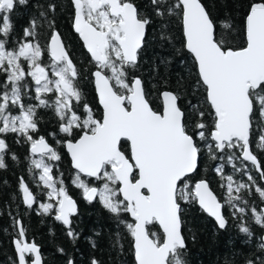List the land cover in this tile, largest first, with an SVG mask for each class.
<instances>
[{
	"label": "snow or ice",
	"instance_id": "1",
	"mask_svg": "<svg viewBox=\"0 0 264 264\" xmlns=\"http://www.w3.org/2000/svg\"><path fill=\"white\" fill-rule=\"evenodd\" d=\"M17 2L26 4L27 0H0V13H5L0 33L5 37L12 29L7 13L13 11ZM151 3L157 16L178 14L182 18L185 47L193 54L198 83L213 110L211 126L204 122L203 111L196 113L199 119L190 125L191 113L182 110L180 96L171 91L161 93L162 110H154L143 81L130 76L140 61L152 23L134 0H72L74 29L95 62L92 75L103 108L101 117L96 118L87 103L82 105L84 115L78 114L84 99L78 86L80 72L59 32L51 35L47 49L31 39L37 27L32 21L24 30L26 39L16 47L9 49L7 40L0 39V73L6 76L0 84V134L17 133L30 142L33 154L40 153L41 158L32 163L42 169L39 180L50 189L48 197L55 202L40 203L39 207L44 213L55 210V219L68 226V235L75 240L78 234L72 228V216L77 212L76 201L63 186V180L57 181L51 175L52 166L44 160L45 156L53 161L61 157L43 136L34 138L39 130L36 109L53 108L62 121L60 132L73 137L66 140L77 170L73 183L83 190L89 202L99 197L117 217L126 213L134 218L125 226L133 238L136 264H186V243L181 231L183 203H198L221 229L228 224L224 204L207 180L192 181L202 155L201 143L211 159L223 160L227 156L234 168L236 160L250 162L260 180H264V164L250 143L255 113L264 117V0H250L244 23L245 45L238 47L225 36L231 23L222 21L218 26L203 0ZM55 9V4L49 5L50 11ZM45 51L51 56L47 66L42 63ZM27 77L35 82L38 105L24 103L29 87ZM47 93H53L55 99L50 102ZM14 107L20 110L19 114H12ZM76 130L80 132L78 138L74 137ZM122 141L129 146L127 152L122 150ZM257 148L264 150V127L260 128ZM7 149L6 140L0 136V168L6 167ZM223 168L221 164L215 171L226 181V203L236 209L233 215L242 218L249 208L236 203L243 199L241 191L254 189L264 201V187L250 172L246 174L251 183L238 182L232 175L224 176ZM244 169L247 164L237 170ZM82 177L95 178L102 186L90 185ZM21 188L24 203L32 207L36 197L23 181ZM250 211L255 223L264 227V210L253 206ZM16 224V264H44L40 247L25 238L21 221ZM156 224L162 227V236L150 230ZM240 230L249 237L253 235L246 222L242 221ZM260 240L258 247L264 251V237ZM68 264L74 262L69 260ZM92 264L102 262L93 259ZM248 264H264V259L249 260Z\"/></svg>",
	"mask_w": 264,
	"mask_h": 264
},
{
	"label": "trees",
	"instance_id": "2",
	"mask_svg": "<svg viewBox=\"0 0 264 264\" xmlns=\"http://www.w3.org/2000/svg\"><path fill=\"white\" fill-rule=\"evenodd\" d=\"M137 7L145 13L152 23L146 34V44L141 58L130 76L142 79L145 93L154 110H162L161 93L172 91L180 96V106L189 116V124L198 120L196 113H205L203 120L212 125V109L206 102L204 88L198 83V67L193 55L185 47L182 18L178 14L160 17L154 14L151 0H134ZM214 21L231 23V30L225 33L234 47L245 45L244 23L250 0H203ZM55 4V11L49 5ZM74 8L72 0H27V3L15 7L10 13L13 28L30 26L36 22L37 28L44 33L59 31L66 43L76 44L75 49L81 59L74 62L80 72L78 84L86 100L97 105L93 71L95 62L85 51L82 42L73 33ZM50 26V22H53ZM12 32V31H11ZM4 82L0 81V84ZM259 125V126H256ZM264 127V117L255 113L254 131L250 140L254 154L264 164V150L257 148L260 128ZM128 144L122 142V150L127 152ZM198 170L192 175V181L205 179L212 190L224 204V215L228 221L224 229L206 214L198 203L182 204V233L186 249L183 259L186 264H248L249 260L264 259V251L258 245L264 235V227L257 225L251 214V207L258 210L264 207V201L254 191L242 190L241 201L237 205L248 207L249 212L242 218L233 215L236 209L226 203L228 193L226 181L215 169L223 164V175H232L235 181L248 182L246 173L250 172L256 181L264 187L259 172L246 161L236 160L235 168L229 163L227 156L223 160H213L203 150ZM15 157V158H13ZM4 162L6 167L0 168V264H16L18 261L14 241L18 238V225L21 221L26 230V239L34 241L41 249L44 264H92V260L102 264H136L133 238L126 228V222H132L130 214L122 213L119 217L106 209L97 199L94 202L80 200L78 213L72 218V228L78 234L73 240L68 235V227L55 219V210L43 211L28 208L22 200L21 182L27 176L34 175V167L30 165L27 147L20 143L8 146ZM247 164V169H242ZM68 166V164H64ZM67 170V169H66ZM248 203L245 204L244 202ZM246 222L253 235L249 237L240 230L241 223ZM150 230L162 236L158 225ZM62 249L63 251H60Z\"/></svg>",
	"mask_w": 264,
	"mask_h": 264
},
{
	"label": "flooded vegetation",
	"instance_id": "3",
	"mask_svg": "<svg viewBox=\"0 0 264 264\" xmlns=\"http://www.w3.org/2000/svg\"><path fill=\"white\" fill-rule=\"evenodd\" d=\"M23 5L24 4H19L17 2L15 7H20ZM4 14L5 13H0V27H2V23H3L2 16ZM7 15L9 16V20H10V13H7ZM26 28H29V26L17 27V28L12 27V29H11L12 32L10 31V33L7 37H5L2 33H0V39H6L7 40L6 46L9 49H12V48L17 46L18 42H22L26 39L24 36V30ZM72 29H73V27H72ZM34 31L36 34L31 39L34 41H38L43 49H47L48 45L50 44L51 35L57 30H53L51 32L49 31V32L44 33L43 29L36 27L34 29ZM73 33H74V31H73ZM60 35H61L63 42L65 44V47L68 50L69 55L73 59V61H75L76 59L80 60L81 54H78L79 52L75 49L76 44L66 43L64 41V38H63L61 33H60ZM77 37H78V35H77ZM78 39H79V37H78ZM42 63L46 66L50 65L51 56H50L49 52H47V51L44 52V54L42 56ZM24 65H25V71L27 72L29 70L27 67V62H24ZM49 75L51 76V72H49ZM0 81L1 82L6 81V76L2 73H0ZM26 82L29 85V87L25 90L27 92V95L24 96V103L25 104H31V105H38L39 101L35 98V82H34V80H32L31 77H27ZM78 86H79V84H78ZM79 88H80L81 92L83 93L84 99L81 101V107H79L77 109L78 114L84 115L82 105L84 103H87L92 108L96 118H100L103 110H102L101 106L99 105L98 99H97L98 104L92 105V103L89 100L88 101L86 100V96L84 95V92L82 91L80 86H79ZM45 95L47 96V98L49 99L50 102L55 99V95L53 93H47ZM19 111L20 110L18 108L14 107L12 109V114L17 115V114H19ZM36 115H37V118L39 120V124H38L39 130H38V133L34 134V138H39V136H43L45 138L46 142L49 144V146H51L55 150H57V152L59 153V155L61 157L60 160L53 161V160H50L47 156H45L44 157L45 163L52 166L51 175L57 181H59L61 179L63 180V186L68 191V194L76 201V203L78 205V209H79V204H80L79 201L80 200L87 201V202H89V201L84 197L83 190L81 188H79L76 184L73 183V180L75 178L77 171L73 169L71 158L69 156V153L66 150V140L72 139L73 137H68L65 133L60 132L59 129H60V125H61L62 121L56 115L53 108H51V107H38L36 109ZM79 134H80L79 130H76L74 132V137L78 138ZM0 136H2L6 140L8 146L16 145V144H20V143L24 144L28 150V158L30 161V165H33V163H32L33 159L38 160L41 158V155H33L32 151H31V144H30V142H28L26 140L25 137H23L17 133L0 134ZM65 163L68 164V166L64 165ZM33 167L35 168L34 165H33ZM34 171H35L34 175H31L29 177L27 176V178L24 179L23 183L28 185L29 190L36 197V203H34L32 205V207L27 206L23 200V191H22V200H23V203L26 207L34 208L35 210L42 211L39 207L40 203H48V202L54 203L55 199L50 201V199L48 197V192L50 191V189H48L44 185V183L39 180V176L42 173V169L35 168ZM82 178L86 179L90 185H94L97 187L102 186V182L95 180V178H87V177H82ZM57 186L59 187L60 185L57 184ZM97 199H99V197ZM66 227H68V226H66Z\"/></svg>",
	"mask_w": 264,
	"mask_h": 264
},
{
	"label": "water",
	"instance_id": "4",
	"mask_svg": "<svg viewBox=\"0 0 264 264\" xmlns=\"http://www.w3.org/2000/svg\"><path fill=\"white\" fill-rule=\"evenodd\" d=\"M72 27H73V31H74V33L75 34H77L78 35V37H79V39H80V41L82 42V44H83V46H84V48H85V50H86V52L89 54V56L91 57V55H90V53L88 52V50H87V48H86V46H85V44H84V42H83V40H82V38L79 36V34L75 31V29H74V23H73V25H72ZM55 32H58V31H55ZM60 37H61V35H60ZM61 39H62V37H61ZM62 41H63V39H62ZM64 43V42H63ZM65 45V44H64ZM189 51V50H188ZM190 52V51H189ZM192 54V53H191ZM193 55V54H192ZM93 60V59H92ZM95 71V70H94ZM94 71H93V73H94ZM140 78V77H139ZM94 79V78H93ZM141 79V78H140ZM142 80V79H141ZM94 86H95V84H94ZM143 87H144V85H143ZM145 90V89H144ZM95 91H96V89H95ZM164 92V91H163ZM172 92V91H171ZM174 93V92H173ZM96 95H97V98H98V102H99V97H98V93H97V91H96ZM161 99H162V96H161ZM162 103H163V101H162ZM99 105L101 106V108H102V105L99 103ZM102 110H103V108H102ZM123 142V141H122ZM66 150H67V147H66ZM67 152H68V150H67ZM69 153V152H68ZM33 155H40V153H36V154H33ZM69 156H70V158H71V155H70V153H69ZM71 161H72V159H71ZM247 162V161H246ZM248 163H250V162H248ZM72 167H73V169L74 170H76L75 168H74V166H73V163H72ZM77 171V170H76ZM195 174V173H194ZM193 175V174H192ZM199 181V180H198ZM208 182V181H207ZM209 183V182H208ZM209 187H210V189L212 190V188H211V186H210V184H209ZM213 191V190H212ZM213 193L215 194V192L213 191ZM216 195V194H215ZM217 196V195H216ZM218 197V196H217ZM98 198V197H97ZM96 198V199H97ZM95 199V200H96ZM219 199V198H218ZM95 200H93V201H95ZM92 201V202H93ZM77 204V203H76ZM27 205V204H26ZM199 205V204H198ZM28 206V205H27ZM199 207H200V205H199ZM201 208V207H200ZM202 209V208H201ZM203 210V209H202ZM262 210H264V207L262 208ZM204 211V210H203ZM205 212V211H204ZM77 213H78V205H77V212L72 216V217H74V216H76L77 215ZM206 214H208L207 212H205ZM223 214H224V208H223ZM209 215V214H208ZM215 222H216V224L218 225V222L216 221V219L214 218V217H212L211 215H209ZM131 217V216H130ZM131 219L133 220L134 218H132L131 217ZM62 222V221H61ZM63 223V222H62ZM158 225V224H157ZM65 226H67V225H65ZM219 226V225H218ZM158 227L160 228V230H161V232H162V227H160L159 225H158ZM181 231H182V228H181ZM183 234V233H182ZM263 237H264V235H263ZM14 246H15V244H14ZM16 254H17V252H16ZM42 254V253H41ZM43 257V256H42ZM17 258H18V254H17ZM44 261V260H43ZM136 262V261H135Z\"/></svg>",
	"mask_w": 264,
	"mask_h": 264
},
{
	"label": "rangeland",
	"instance_id": "5",
	"mask_svg": "<svg viewBox=\"0 0 264 264\" xmlns=\"http://www.w3.org/2000/svg\"><path fill=\"white\" fill-rule=\"evenodd\" d=\"M49 203V202H48Z\"/></svg>",
	"mask_w": 264,
	"mask_h": 264
}]
</instances>
